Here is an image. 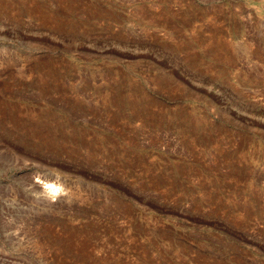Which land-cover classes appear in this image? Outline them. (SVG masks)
Returning <instances> with one entry per match:
<instances>
[{
    "label": "rangeland",
    "instance_id": "obj_1",
    "mask_svg": "<svg viewBox=\"0 0 264 264\" xmlns=\"http://www.w3.org/2000/svg\"><path fill=\"white\" fill-rule=\"evenodd\" d=\"M0 264H264V0H0Z\"/></svg>",
    "mask_w": 264,
    "mask_h": 264
},
{
    "label": "bare ground",
    "instance_id": "obj_2",
    "mask_svg": "<svg viewBox=\"0 0 264 264\" xmlns=\"http://www.w3.org/2000/svg\"><path fill=\"white\" fill-rule=\"evenodd\" d=\"M46 184H48V186H49V189L51 190V191H55V192H57V186H55V184H53V183H49V182H47L46 181Z\"/></svg>",
    "mask_w": 264,
    "mask_h": 264
}]
</instances>
